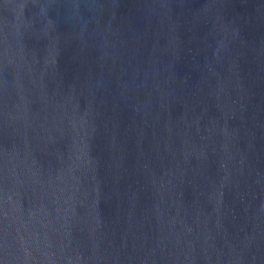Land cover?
<instances>
[{"label":"water","instance_id":"1","mask_svg":"<svg viewBox=\"0 0 264 264\" xmlns=\"http://www.w3.org/2000/svg\"><path fill=\"white\" fill-rule=\"evenodd\" d=\"M0 264H264V0H0Z\"/></svg>","mask_w":264,"mask_h":264}]
</instances>
